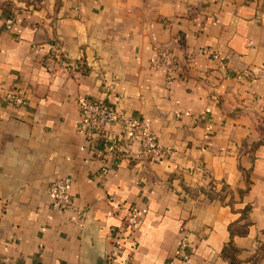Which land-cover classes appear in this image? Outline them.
<instances>
[{
	"label": "crops",
	"instance_id": "0c3cea01",
	"mask_svg": "<svg viewBox=\"0 0 264 264\" xmlns=\"http://www.w3.org/2000/svg\"><path fill=\"white\" fill-rule=\"evenodd\" d=\"M160 48L181 66L170 82L149 65ZM78 98L142 119L172 156L119 150L99 176ZM56 177L74 209L53 205ZM132 210L145 214L127 230ZM111 233L130 264H264L263 0H0V264H119Z\"/></svg>",
	"mask_w": 264,
	"mask_h": 264
},
{
	"label": "built area",
	"instance_id": "2783aa9c",
	"mask_svg": "<svg viewBox=\"0 0 264 264\" xmlns=\"http://www.w3.org/2000/svg\"><path fill=\"white\" fill-rule=\"evenodd\" d=\"M5 28H11L10 20L5 22ZM211 58L217 63L218 68L224 67L225 59L220 54L213 53ZM50 63L54 68L68 69L75 74V64L68 62L59 48L52 47ZM149 65L151 70L161 71L167 82L178 78L181 73L178 58L168 48L156 50ZM111 95L109 90L107 102ZM3 100L16 106L23 104V97L17 92H9ZM107 102L77 99L80 115L77 129L84 136L89 148L95 151L101 148L106 157L107 163L100 168L99 176L107 174L110 165L115 162L119 150L130 154L134 153L135 159L148 158L152 163H159L172 156V150L159 144L156 136L147 131L142 119L126 116ZM69 183L70 179L67 177H56L48 185L52 203L58 209H74L68 192ZM85 214V211H77V215L80 217L85 216ZM144 214L145 210H132L126 222V229L135 230L140 225ZM108 238L111 246L106 254V261L108 263L130 264L132 253L126 254V247L118 238L115 239V233H111ZM189 252L190 233L182 230L176 248V256L181 263L187 261Z\"/></svg>",
	"mask_w": 264,
	"mask_h": 264
},
{
	"label": "water",
	"instance_id": "95a60500",
	"mask_svg": "<svg viewBox=\"0 0 264 264\" xmlns=\"http://www.w3.org/2000/svg\"><path fill=\"white\" fill-rule=\"evenodd\" d=\"M94 264H103V257H101V256L97 257Z\"/></svg>",
	"mask_w": 264,
	"mask_h": 264
}]
</instances>
